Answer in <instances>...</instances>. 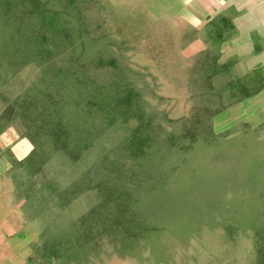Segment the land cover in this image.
<instances>
[{
  "label": "trees",
  "instance_id": "trees-1",
  "mask_svg": "<svg viewBox=\"0 0 264 264\" xmlns=\"http://www.w3.org/2000/svg\"><path fill=\"white\" fill-rule=\"evenodd\" d=\"M48 2L0 0L2 37L8 25L18 28L25 17L50 10ZM58 8L64 12L67 4ZM160 22H152L145 14L124 17L121 36L128 43L149 41L145 54L156 52L154 66L159 75L151 85L144 80V89L151 88L158 97L164 89L177 91V100L185 99L182 115L169 120L172 129L162 123L153 125L157 115L131 77L130 67L122 69L120 78L101 82L85 70L80 54L67 52L62 39H53L44 29L29 33L24 46H17L20 42L14 39L11 45L0 42V134L17 126L20 137L34 145L24 159L12 154L14 166L0 175V190L15 188L39 211L51 209L49 203L58 198L62 212L52 216L53 225L42 248L46 264H89L90 255L99 260L106 257L108 242L120 243L114 250L127 249L125 245L132 248L138 236L146 239L144 248L158 258L168 246L180 243L182 256L175 257L180 264H188L183 261L186 253L192 264H264V139L253 148L236 142L238 149L231 151L239 138L229 137L228 131L215 132L209 122L260 90L263 77L258 73L219 84V75L233 65L221 52L234 29L229 15L220 14L202 28L181 32L169 28L152 38L156 32H150L151 26ZM199 38L208 46L184 58L181 47ZM59 54L60 59L53 60ZM92 61L117 67L115 58L106 63L99 53ZM32 62L40 67L32 81L27 84L18 76L17 93L2 88V83ZM119 116L125 125L135 121L125 127L115 146L102 153L99 165L82 171L64 188L45 172L44 147L65 153L68 162L81 160L84 150ZM259 129L264 131V125ZM94 187L99 190L98 203L79 216L65 212L78 193ZM133 201L138 218L122 217L124 207L134 205ZM72 218L84 223L80 234H72L76 233L69 225Z\"/></svg>",
  "mask_w": 264,
  "mask_h": 264
},
{
  "label": "rangeland",
  "instance_id": "rangeland-1",
  "mask_svg": "<svg viewBox=\"0 0 264 264\" xmlns=\"http://www.w3.org/2000/svg\"><path fill=\"white\" fill-rule=\"evenodd\" d=\"M48 1L50 10H44L43 15H33L20 20V29L19 27L8 25L4 32V38L2 37V33H0V42L11 45L14 39L15 42H20L17 46H24L27 40H29V33L36 31L35 29H44L53 39L60 37L62 39L61 42H63L62 47L67 52L75 51L76 55L80 54L81 62L87 65L86 69H84L101 82H108L120 78L122 69L124 67H130L132 69L130 72L131 77L136 81L137 87L144 92L143 97L151 103L150 109L157 115L152 121L153 125L162 123L166 129H172L171 125L173 122L169 120L172 118L177 119V117L182 115L185 110V99L181 96L177 100V91L173 92L164 89L159 91L162 97H158L154 95V91L151 88L144 89V80L148 81L151 85L154 77L159 75L158 69L154 66L156 52L145 54L150 46L149 41L145 43L140 40L141 43L137 41L128 43L123 42L121 36L123 30L121 24L122 19L127 16L135 17L140 14H145L152 22L163 21V23H155L151 26L150 32H156L152 34V38L169 28L175 29L176 31L190 28L187 26V21L183 18L172 15L173 8L171 4L163 0H75L73 4H70L67 0ZM65 4H67V8L64 12L60 11L58 7L63 8ZM46 7L44 5V8ZM99 25H101L100 30L97 29ZM61 32H69L72 36H63ZM84 44L85 50L83 51ZM207 46L208 43L204 38L196 39L184 48L181 47V55L184 58H190L204 50ZM97 53L101 54V57H103L106 63L112 58H115L117 67L107 64L97 65L95 61H92ZM60 55L52 57L53 60L58 61L61 57ZM39 71V65L34 62L29 63L21 68L7 82L2 83V86H4L2 88L8 87L17 93L19 90L17 85L21 83L18 76L24 78L26 80L25 83L28 84L29 80L32 81L38 75ZM164 84L167 85V81H164ZM215 84L218 86L217 79L215 80ZM234 105H230L221 113L211 117L209 119L211 128L217 133L228 131L229 137L237 136L239 138L234 141L235 146L231 148V151L238 149L236 142L239 145L244 143L248 147L253 148L257 145L258 140L264 139V131L260 130V127L258 128L247 121L246 114L242 111L241 107ZM122 120L123 118L119 116L110 125L108 124L105 133L96 139L92 146L84 150L81 154V160H77L76 162H68V157L65 153L56 152L51 146L44 147L46 157H48L44 165L45 172L49 171L50 173L48 172V175H54L62 184L61 187L64 188L82 171L88 170L91 167L93 169L99 165V157L102 153L115 146L123 135L125 127L132 121H135L133 118L125 125L122 123ZM18 130L19 128L17 126H11L0 134V145L10 143V149L6 151L10 159L12 157L11 152H13L15 158L20 159L19 157L22 156V159H24L34 149L33 143L26 137H20ZM129 159V157H125L124 160ZM71 162L73 163L72 165H70ZM105 163L106 166H109V160H105ZM226 163L230 165L229 161ZM13 166L14 164L12 163ZM22 169L20 166L19 170ZM94 184L95 181L92 182V185ZM98 194L99 190L96 187L84 189L65 206V212L72 217L87 212L91 206L99 202ZM28 202L30 203L31 200L26 201L24 196L20 192H17L15 188H11L8 191L4 190L3 192L0 190L1 218L5 215L7 216L9 229H15L13 235L16 239H20V235H23L22 238H24L21 239L19 244L18 242H12V244L5 245L11 251L15 247L14 249L17 252L14 254H11V252L7 253L6 256H8L9 260L4 264H46L47 259L42 252V248L46 240V235L50 233V228L53 225L52 216L62 212V208L58 206L57 197H54L53 201L49 203L51 209L42 210L44 209L42 207L41 211L32 209ZM34 203L37 204L38 202ZM133 203L134 205H131ZM133 203L129 204L131 205L130 207H124L122 217L132 216L135 220L138 218V208L135 204L136 202L133 201ZM139 208H141V205H139ZM70 220L69 225L71 229L76 231V233L72 234H80L79 232L83 230L84 225L82 220H78V218H72ZM85 221L90 223L87 217ZM0 228L1 230H5L2 225H0ZM136 240L132 248L125 245L127 249L119 250H114L115 247L120 245L117 240L108 242L104 249L108 252L106 257L99 260L97 258H91L90 255L88 260L89 264L182 263V261H178L175 258L182 256L183 247L180 243L177 242L178 247L172 248L168 246L167 252L158 258L154 254H150V249H147V246L144 248L148 243L145 238L138 236ZM21 244L22 247H18ZM23 245L25 246L23 247ZM148 247L150 246L148 245ZM188 255L190 254H185L183 261L192 264V260ZM52 259L54 261L59 260L55 257Z\"/></svg>",
  "mask_w": 264,
  "mask_h": 264
},
{
  "label": "crops",
  "instance_id": "crops-1",
  "mask_svg": "<svg viewBox=\"0 0 264 264\" xmlns=\"http://www.w3.org/2000/svg\"><path fill=\"white\" fill-rule=\"evenodd\" d=\"M149 1V0H144ZM162 1V0H160ZM171 4L172 15L183 18L188 27H204L211 19L218 15H229L234 29L232 36L221 45L223 57L233 60V65L222 73L219 84H225L231 79L244 76L253 78L258 73L264 80V0H163ZM246 114V119L256 127L264 125V85L257 92L235 103ZM262 117V118H261ZM10 143L0 145V175L8 172L12 167V160L8 156ZM13 154V152H11ZM20 159L22 158L19 157ZM1 204V203H0ZM1 207V206H0ZM7 216L1 218L0 225V264L8 262L7 253L11 251L6 244L21 242L13 235L15 229H9ZM25 245H23L24 247ZM18 247H22V244Z\"/></svg>",
  "mask_w": 264,
  "mask_h": 264
}]
</instances>
